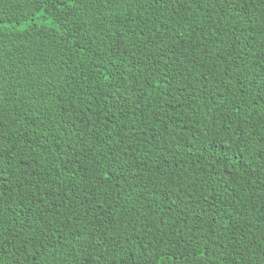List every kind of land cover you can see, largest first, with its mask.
<instances>
[{"label":"trees","instance_id":"obj_1","mask_svg":"<svg viewBox=\"0 0 264 264\" xmlns=\"http://www.w3.org/2000/svg\"><path fill=\"white\" fill-rule=\"evenodd\" d=\"M0 264H264V0H0Z\"/></svg>","mask_w":264,"mask_h":264}]
</instances>
